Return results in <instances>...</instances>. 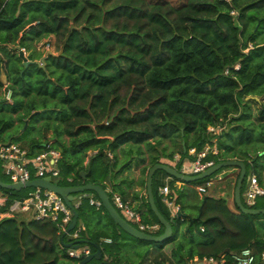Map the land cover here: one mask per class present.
<instances>
[{"label":"trees","instance_id":"16d2710c","mask_svg":"<svg viewBox=\"0 0 264 264\" xmlns=\"http://www.w3.org/2000/svg\"><path fill=\"white\" fill-rule=\"evenodd\" d=\"M234 9L237 14L231 12ZM263 29L264 0H185L179 5L167 0H0V141L18 142L20 135L8 130L19 122V127L28 122L27 131L42 118L54 117V146L62 151L59 165L67 180L60 184L91 181L102 184L109 196L112 190L121 192L126 200V179L116 180L119 170L113 166L115 152L131 142H147L172 160L176 153L184 160L192 146L202 149L210 142L219 148L218 154L209 155L216 162L240 158L247 166L249 157L256 161L264 155V144L252 147L264 142V101L249 97L264 95V41L258 38ZM51 34L59 51L41 63L43 51L32 49ZM21 46L32 50L28 58L34 61L28 66ZM3 71L12 101L2 91ZM252 103H263L259 132L249 121ZM217 124L224 125L220 132L208 130ZM167 139L173 141L171 151L168 145L161 148ZM46 141L28 140L31 153L41 151ZM158 155L152 156L150 166L161 162ZM130 165L131 160L124 166ZM255 167L264 185V169ZM154 176L156 203L171 221L173 235L164 241L138 238L104 205L97 208L89 195L84 196L77 210L79 223L82 217L86 228L78 242L91 245L93 251L102 249L99 258L84 264H132L128 253L136 243L132 240L155 251L169 249L176 264H190L196 254L220 257L222 252L230 256L226 264H236L232 253L246 246L256 250L255 264L264 262V213H247L235 199L233 207L223 196L205 194L193 216L188 193L181 189L182 206L173 215L160 206L165 201L159 182L156 192ZM208 177L206 182L212 180ZM0 189L13 197L30 191L1 185ZM85 192L99 198L94 190L81 193ZM257 205L253 207H264ZM133 207L144 221L160 223L157 234L163 233L165 226L148 193ZM63 233L52 220L17 211L0 220V264H81L83 258L70 256L61 244ZM67 236L63 243L72 240ZM102 237L112 241L103 242Z\"/></svg>","mask_w":264,"mask_h":264},{"label":"built area","instance_id":"2783aa9c","mask_svg":"<svg viewBox=\"0 0 264 264\" xmlns=\"http://www.w3.org/2000/svg\"><path fill=\"white\" fill-rule=\"evenodd\" d=\"M45 38V39H44ZM39 40L36 46L39 49H43L44 53L52 50L55 46V35L51 34L47 37ZM46 42V43H45ZM43 46L41 47V45ZM20 51L28 56L27 47L21 46ZM46 52V53H47ZM45 53V54H46ZM239 67V64L236 65ZM228 71V69H227ZM7 86V85H6ZM5 86V89H6ZM5 97L12 101V89L6 90ZM224 128V125H209L208 130L210 132L218 133ZM55 140L48 139L45 143V147L37 153H31L29 146L22 144L17 141H0V155L4 161V172L9 176L11 182H26L34 178H46L50 177L51 181L57 182L54 178L61 177L60 160L62 157V151L60 148L54 146ZM213 152V153H211ZM219 148L217 145H212L207 142L202 149H198L196 146H192L189 150V156L183 160L182 172L186 174H197L207 169L216 163L215 158L209 157L210 154H218ZM109 155L113 157V153L109 152ZM194 158H193V157ZM181 154H176V162L181 158ZM72 180V177H68ZM213 183L212 180L208 181L207 184H200L197 186L199 193L204 194L208 191V186ZM60 184V183H59ZM28 187V186H27ZM33 187L32 190L19 197H13L10 193H6L0 189V220L5 217L14 216L17 211L27 212L30 218L38 220H52L59 226V232H64L61 236V244L63 243L64 236L67 234L76 245L67 246L68 254L72 257L82 259L85 255L93 253L91 245L86 243L78 242L82 231L84 229V223L77 224L68 231L67 227L74 217L72 208L68 205L65 198L53 189L46 188L43 186H29ZM25 188V187H24ZM161 193L164 195L163 200L171 208L173 215L177 214L181 209V204L177 201V194L172 190L170 184L166 183L160 188ZM112 202L127 215L126 217L130 222L139 223L137 226L139 229L157 234L161 228V224L158 222H146L143 220L140 211L136 210L127 200L123 198L120 192L113 191ZM90 198V203L95 205L97 208L102 207L103 201L99 197H95L93 193H80V197H77L74 193V199L72 200L74 206L77 208L84 196ZM259 196L264 199V185L262 184L258 174L252 173L249 185L245 191L246 201L248 206L253 207ZM204 229V228H203ZM101 241L111 242V237H102ZM226 253L220 254V257L214 255H205L203 257L195 255L191 259V263L198 264H226L227 259ZM232 258L236 264H255L257 261V252L252 246L243 247L241 250L232 253ZM261 258L264 261V250L261 252ZM123 264H127L126 262Z\"/></svg>","mask_w":264,"mask_h":264},{"label":"rangeland","instance_id":"374dc122","mask_svg":"<svg viewBox=\"0 0 264 264\" xmlns=\"http://www.w3.org/2000/svg\"><path fill=\"white\" fill-rule=\"evenodd\" d=\"M150 1H155V0H150ZM171 3H173L174 5H179L180 3H183L185 0H167ZM232 13L237 14V11L234 9L231 11ZM56 37V36H55ZM258 38H260L261 41H264V29H263V33L259 34ZM43 39V38H42ZM45 39V38H44ZM41 42V41H39ZM46 43V42H45ZM57 42H56V38H55V46L53 47V51L58 53V48H57ZM36 45V43H35ZM43 46V44L41 45V47ZM28 53L31 52L32 50H34L35 52H41L40 50L43 49H39L37 48V46L34 49H28ZM47 52V49H46ZM45 52V53H46ZM44 53V52H43ZM44 53V55H46ZM2 79H4V81H6L7 76L6 74H2L1 75ZM3 91V90H2ZM260 99L262 101H264V95H263V99L262 97H260ZM259 99V100H260ZM252 108H251V116H249L250 118V123L253 127H255V129H257L256 131L259 132V130L262 129V121L263 118L261 117V113H260V109H262L263 107V103H252ZM19 120H17L16 123H18ZM51 125H48V122ZM27 123L28 122H24L22 127H19L21 124L19 122V124H15V126H13V128L9 129L8 132L9 134H16L20 135L18 137H20L21 139L18 140V142L25 144L28 146V140H30L31 138H39V139H43V140H47L48 139H54L55 140V135H54V124H55V118H51L47 119V118H42L40 121L34 122V125L36 124L35 128H30L27 131H25L26 127H27ZM237 123V122H236ZM30 125L32 126L33 124L30 123ZM53 125V126H52ZM241 127H243V124H241ZM9 137V135H7ZM62 138H68L67 135L62 136ZM154 142V141H152ZM262 144H264V142L262 141H258L257 143L253 144L252 147H260L262 146ZM165 145H168L167 147V151H171L173 150V141L171 139H167L165 140V142H162L161 148L164 147ZM160 148V149H161ZM139 150L142 151V153L139 152ZM155 150L150 149V146H148V143H136V142H131L128 144L123 145L121 148H119L115 153H117L118 155H116L117 160H116V164H114V168L119 170L117 171L118 175H116V180L120 181L121 179H126L125 184L123 186L124 189H126L127 192V188H131L133 186H136L137 183H139L142 188L146 187V184H144V180H147L148 178V167L151 164V159L152 156L159 154V159L162 162L165 161H170L172 160L171 156H168L167 154H163L162 152L157 153ZM91 153V152H90ZM250 159L247 162V173H246V177L244 179L243 182V186H242V193H243V201L248 205V202L246 201V197H245V191L249 185L250 182V178L252 173L255 171V164L259 167V168H263L264 169V155L262 157H256V161H253L251 157H249ZM175 159V157H174ZM129 160H131V165L130 166H124ZM179 161L183 162L182 157L177 160L175 162L176 168H178V166H180V164H177ZM113 168V169H114ZM146 170V171H145ZM158 171L155 173L154 176V187L156 189L157 192V184L158 182L162 183L161 176H165L168 175V172L163 170V169H157ZM241 168L238 167V165H226L221 167L220 169H218L217 171L213 172L211 175H209L208 178H211L213 180V184L211 183L208 187V191L204 194H200L198 193L197 190V184L202 183V182H206V178L207 177H203L200 178L198 180L192 181L191 185H188V183L184 184L185 187V191H187L188 193V199L189 201L192 203L193 208L192 210H190V214L195 216L198 214V207L200 204V200L202 198L203 195L205 194H210V195H214L215 197H220L223 196L225 197L229 204L231 206L234 207V191H235V187L233 186L234 184V180L237 179V175L240 172ZM115 171V170H114ZM264 174V171H263ZM122 175V176H121ZM138 175V177H137ZM0 176L1 178H3L4 180H7L9 182L10 178L8 175L5 174L4 172V161L1 158L0 155ZM173 176V175H171ZM220 176V177H219ZM57 182L59 183H66V179L64 178V176L62 175L61 177L58 178H54ZM160 180V181H159ZM108 183L112 184V181L108 180ZM207 183V182H206ZM109 184V185H111ZM25 188H29L30 190H32V187H25ZM146 190V188H145ZM26 191V189H25ZM23 191V192H25ZM28 191H26L27 193ZM80 193L81 192H77L75 193V195L77 197H80ZM147 194V193H146ZM158 195V194H157ZM110 196L113 197V192L110 191ZM159 197V196H158ZM264 199L263 197L259 196L258 201L255 205L259 206L261 204H264ZM88 203L86 202L85 207L87 208V210H89V207L87 205ZM166 203H161L160 202V206L161 208H163V210H167L168 211V205L166 206ZM122 211V210H121ZM189 212V211H187ZM28 214V213H27ZM123 214L125 216H127L124 212ZM29 215V214H28ZM80 222H82V217H80ZM135 225L139 226V223L134 222ZM187 222H185L182 225V230L185 229ZM85 224H84V229H85ZM69 236V235H68ZM67 236V238H68ZM136 242L132 247H130V249L128 250L129 253V258L132 261V264H176L175 260L171 257L170 255V251L168 250H159V251H155L153 246L150 245H146L144 243H140L137 241L132 240L131 243ZM140 243V244H138ZM226 259H230V256H225ZM191 263V262H190ZM94 264V263H92ZM191 264H198V263H191ZM264 264V262L262 263Z\"/></svg>","mask_w":264,"mask_h":264},{"label":"water","instance_id":"95a60500","mask_svg":"<svg viewBox=\"0 0 264 264\" xmlns=\"http://www.w3.org/2000/svg\"><path fill=\"white\" fill-rule=\"evenodd\" d=\"M49 53L55 54L56 52H54L53 50H49L46 53V55H44L40 59L41 63H44L45 57ZM20 55L21 57H23L26 66H28L30 62L34 61V60H30L28 56L23 53V51L20 52ZM252 96L257 99H260V97L256 95L255 96L251 95L249 97H252ZM226 165H238L241 168L238 181L235 186V191H234V198H235V201L238 207L242 211L247 212V213H252V214L264 213V207H250V206L245 205V203L243 202L242 186H243V182H244V179L247 173V166L243 159L235 158V159L221 160L219 162H216L212 166L208 167L207 169L201 171L200 173H197L194 175L186 174L180 171L174 165L161 161V162L155 163L154 165L150 167L147 182H146L148 198H149L151 207L154 210V212L157 214V216L159 217L160 222L165 226L163 233H160V234H153V233L143 231L139 229L135 224L130 222L126 217H124V215L119 211V209L113 204L107 192V189L102 184H97V183L89 181L85 184H80V185H62V184L51 181L50 177L47 176L46 178H34L26 182H22V181L5 182L0 178V185L4 187L16 188V189H21L27 186L28 187L29 186H43L46 188L53 189L54 191L60 193L65 198L66 202L68 203V205L72 208L74 212V217L67 227L68 231L71 230L77 224V221L79 219V212L72 202V200L74 199V193L82 192L85 190H94L98 193L99 197L102 199L105 208L108 210V212L113 217V219L127 232L141 239L164 241L173 235L174 229H173V225L171 221L160 211L156 203V199H155V195L153 191V176L155 172L157 171V169H164L165 171H167L168 173H170L171 175L179 179H182L187 182H191V181H195L200 178H203V177H207L211 175L213 172L217 171L218 169ZM83 174L85 175V171H83ZM66 245L71 246V245H76V244H73L72 242H66ZM223 253L224 252H222L221 254ZM101 254H102V249L98 247L95 252L85 255L83 259L81 260V264L86 263L87 261L91 260L94 257L99 258Z\"/></svg>","mask_w":264,"mask_h":264},{"label":"crops","instance_id":"0c3cea01","mask_svg":"<svg viewBox=\"0 0 264 264\" xmlns=\"http://www.w3.org/2000/svg\"><path fill=\"white\" fill-rule=\"evenodd\" d=\"M37 43V42H36ZM5 72L3 71L2 72V74H4ZM6 74V73H5ZM2 78V77H1ZM3 80V82H4V84H5V86L6 85H8L9 84V81H8V78L6 79V81H4V79H2ZM5 86L3 87V94H5L6 93V89H5ZM176 154H179V153H176ZM165 162H167V163H170V164H172V165H174L175 167H176V165H175V162L173 161V160H168V161H165ZM181 167H179L178 169L180 170V171H182L183 169H182V167H183V163H181V165H180ZM151 167V166H150ZM150 169V168H149ZM149 171V170H148ZM122 176V175H121ZM137 177H138V175H137ZM173 177L174 176H171V175H165V176H161V179H163L162 180V183L163 184H161L160 186H159V191H160V194L162 195V197L164 196L162 193H161V190H160V188H161V186L162 185H164V184H166V183H168V184H170V186H171V188H172V190H174V192L177 194V201H178V197H179V194H180V191L179 190H181V189H185V187H184V184H186V183H188L187 181H184V180H182V179H179L178 178V180H175L174 182H172V179H173ZM177 178V177H176ZM160 181V180H159ZM147 182V181H146ZM159 183H161V182H159ZM109 186V188H111V186L110 185H108ZM145 188H146V190H145ZM145 188H142V186L139 184V183H137L136 184V186H133L132 187V189L131 188H127V192L124 194L128 199H127V201L132 205V206H134V205H138V204H140L141 202H143L144 201V198H145V196H146V193H148V191H147V185H146V187ZM198 190V189H197ZM119 192V191H118ZM121 193V192H120ZM198 193H199V191H198ZM201 194V193H200ZM121 195L123 196V194L121 193ZM123 198H124V196H123ZM125 199V198H124ZM126 200V199H125ZM166 203V202H165ZM180 203V202H179ZM167 204V203H166ZM181 204V203H180ZM168 205V204H167ZM181 206H182V204H181ZM168 208H169V210H170V212H171V208L169 207V205L167 206ZM197 255V254H196ZM191 262V261H190ZM191 264V263H190Z\"/></svg>","mask_w":264,"mask_h":264},{"label":"clouds","instance_id":"9594fccd","mask_svg":"<svg viewBox=\"0 0 264 264\" xmlns=\"http://www.w3.org/2000/svg\"><path fill=\"white\" fill-rule=\"evenodd\" d=\"M189 175H194V174H189ZM95 252V251H94Z\"/></svg>","mask_w":264,"mask_h":264}]
</instances>
